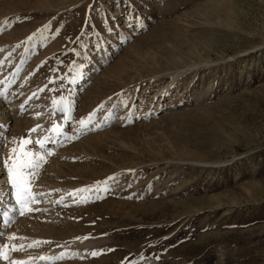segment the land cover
I'll return each mask as SVG.
<instances>
[{"label":"rangeland","instance_id":"1","mask_svg":"<svg viewBox=\"0 0 264 264\" xmlns=\"http://www.w3.org/2000/svg\"><path fill=\"white\" fill-rule=\"evenodd\" d=\"M0 106L17 259L264 264V0H0Z\"/></svg>","mask_w":264,"mask_h":264},{"label":"bare ground","instance_id":"2","mask_svg":"<svg viewBox=\"0 0 264 264\" xmlns=\"http://www.w3.org/2000/svg\"><path fill=\"white\" fill-rule=\"evenodd\" d=\"M138 25H140V24H138ZM80 76H81V74H78L77 81H79L78 78ZM11 105H13V104H11ZM12 107H14V106H12ZM19 107H21V104L19 105ZM3 110H4L3 106H0V117H4L5 116V115H1ZM11 111H13V110L11 109ZM8 113L10 115L11 112L8 111ZM4 118L5 119H3V118L1 119L0 118V127H1L0 128V145L2 144L3 138L6 135V133H5L6 131L5 130H6V128H8V119H6L7 116L4 117ZM11 119H12V117L10 118V120ZM60 131L61 132H59V133L58 132L53 133V135L51 137V140H50L51 142H49V144L53 145L56 142H58L57 140L59 138L63 137V135L65 133L63 132V130H60ZM7 155H8L7 149H4V148L1 149L0 148V158H4V159L8 158ZM4 168L5 167H3L0 170V173H4L5 172ZM6 175L7 174H5V176H1L0 175V264H20V262H25V264H39V263H43L44 264V261H47L45 257H49V255L40 257V255L37 256V255H35L33 253H27L26 256L19 257L17 259L16 254H14L13 252L11 253L10 250H9L8 244L10 245V243H11V240L9 239V235H11V233H12L10 228H11L12 223L16 220L15 218H16L17 212L19 210V204L17 203V201L15 199L14 190L12 189L11 185L8 183V179H7ZM60 197H62V195H60ZM50 199H51V201L53 200L52 198H50ZM39 205H40V203H39ZM39 205H37V206H39ZM17 255H18V253H17Z\"/></svg>","mask_w":264,"mask_h":264},{"label":"snow or ice","instance_id":"3","mask_svg":"<svg viewBox=\"0 0 264 264\" xmlns=\"http://www.w3.org/2000/svg\"><path fill=\"white\" fill-rule=\"evenodd\" d=\"M55 103V101H53ZM91 116V114H90ZM89 116V122H90ZM81 126H87L85 120H80ZM57 129H53L55 131ZM36 129H31L30 132H35ZM48 138L43 140H37L38 144L46 143ZM29 140L21 139V148L19 151L17 149H12L14 153H17L15 157H10L11 163L5 161V167L7 168L8 183L11 185L14 190V195L17 203L20 205L21 214L24 210L32 211L33 209L29 208V204L36 201L38 194L34 193L31 190L32 180L31 177L36 174V169L40 167L41 161L44 160L43 155H39L35 152H28L23 149V146L29 143ZM76 191L81 190H72L69 193L70 196H75ZM63 200V197L60 198ZM95 251L92 252V255H96ZM6 258V257H5ZM20 264H25V262H20Z\"/></svg>","mask_w":264,"mask_h":264}]
</instances>
